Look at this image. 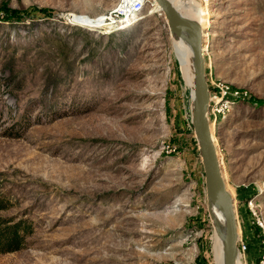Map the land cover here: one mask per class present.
<instances>
[{
  "label": "rangeland",
  "instance_id": "obj_1",
  "mask_svg": "<svg viewBox=\"0 0 264 264\" xmlns=\"http://www.w3.org/2000/svg\"><path fill=\"white\" fill-rule=\"evenodd\" d=\"M122 1L0 0V214L33 225L0 264H219L182 52L149 4L114 23ZM200 7L209 124L257 264L264 0ZM217 84L245 94L220 98Z\"/></svg>",
  "mask_w": 264,
  "mask_h": 264
},
{
  "label": "water",
  "instance_id": "obj_2",
  "mask_svg": "<svg viewBox=\"0 0 264 264\" xmlns=\"http://www.w3.org/2000/svg\"><path fill=\"white\" fill-rule=\"evenodd\" d=\"M154 1L164 14L171 35L177 36L181 31H185L190 38L193 73L190 121L203 167L206 199L219 205L224 215L223 264H236L239 255L236 201L226 187L212 139L208 118L210 92L205 73L201 28L195 20L181 14L170 0Z\"/></svg>",
  "mask_w": 264,
  "mask_h": 264
},
{
  "label": "bare ground",
  "instance_id": "obj_3",
  "mask_svg": "<svg viewBox=\"0 0 264 264\" xmlns=\"http://www.w3.org/2000/svg\"><path fill=\"white\" fill-rule=\"evenodd\" d=\"M170 1L178 9V11L181 14H183L184 16H186L190 19L195 20L200 25L202 36L206 35V32L203 29L204 26L202 25V23L200 22V20L198 18L200 15V9H201L200 6L205 7L204 5L200 4L198 0H170ZM123 4L127 5V0ZM123 4L121 3V5H119V8ZM153 9L155 11L156 10L160 11V8L158 7V5L155 1H153ZM113 12L117 13L118 11L115 9V10H113ZM70 16H72V17L69 18V20L76 19V20H79L80 22H82L81 25H89V26H96V27L103 25L104 23H101V22H104V20H106V18H103V16L99 17L98 19H91L90 17L85 16V15L71 14ZM132 21L133 20H129L125 24L126 25L130 24ZM83 23H85V24H83ZM109 28L110 29L106 30L108 33L111 31L112 26H110ZM174 38H175L176 42L178 43L180 50L182 52L184 66L186 67V69L189 73V76H190V81H191V86H192V94H193V73H192L190 38L185 31H181L179 33V35L174 36ZM202 49H203V44H202ZM212 139H213V136H212ZM213 142H214V140H213ZM216 153H217V150H216ZM217 156H218V154H217ZM218 160H219V157H218ZM219 162H220V160H219ZM207 208L209 209V211L212 215L214 226L218 232V235H216V243L217 244H215L216 258H217V261L219 264H223V243H224V233H225L223 211L219 205H217L216 203H213L211 201H207ZM37 263H38V261H37ZM40 264H42V263L40 262ZM47 264H63V263L58 262L56 260H52V261L49 260L47 262ZM236 264H242V259L239 257V255L237 257Z\"/></svg>",
  "mask_w": 264,
  "mask_h": 264
},
{
  "label": "built area",
  "instance_id": "obj_4",
  "mask_svg": "<svg viewBox=\"0 0 264 264\" xmlns=\"http://www.w3.org/2000/svg\"><path fill=\"white\" fill-rule=\"evenodd\" d=\"M126 0H123L121 3L123 4ZM153 1L154 0H127V5L123 4L122 6H120V13L114 16L115 20L113 21L114 23L116 21H118L120 19L119 16H124L125 18L135 14V13H139L141 12V10L143 9V7H145L147 4H149L150 6L153 7ZM200 4L204 5L205 7H207L209 0H198ZM121 5V4H120ZM119 11V10H118ZM91 19H98V17L96 18H91ZM74 23L77 24H82V22H80L79 20H72ZM85 24V23H83ZM87 27H96V26H89V25H84ZM112 26V25H110ZM211 86V85H210ZM216 87L218 88L216 90V92L218 94H220V98H226L229 99L230 97H238V96H242L243 94H245V92L242 94L240 93V91H238L237 89H229V87L227 85L224 84H220V85H216ZM215 96H212L211 92H210V107L208 110V113L214 112L213 110L216 109V105L212 104L213 100H214ZM214 107V108H213ZM253 218H254V224L255 226L258 228V239H259V243H258V253L257 256L255 257V260L257 262V264H264V224L262 223L261 219L259 218V216L255 213V211L253 210V208H250ZM239 227V226H238ZM237 246H238V254L239 257L241 259L244 260V264H247L246 261V254L248 252V243L244 240L240 229H239V234H238V241H237Z\"/></svg>",
  "mask_w": 264,
  "mask_h": 264
},
{
  "label": "trees",
  "instance_id": "obj_5",
  "mask_svg": "<svg viewBox=\"0 0 264 264\" xmlns=\"http://www.w3.org/2000/svg\"><path fill=\"white\" fill-rule=\"evenodd\" d=\"M8 202L0 195V212L8 208ZM32 232L33 225L29 219L8 217L0 214V253L22 249L27 243V237Z\"/></svg>",
  "mask_w": 264,
  "mask_h": 264
},
{
  "label": "crops",
  "instance_id": "obj_6",
  "mask_svg": "<svg viewBox=\"0 0 264 264\" xmlns=\"http://www.w3.org/2000/svg\"><path fill=\"white\" fill-rule=\"evenodd\" d=\"M251 254H253V252H251ZM251 256H253V255H251ZM246 260H247V258H246Z\"/></svg>",
  "mask_w": 264,
  "mask_h": 264
}]
</instances>
